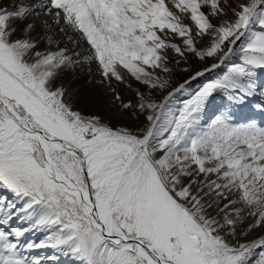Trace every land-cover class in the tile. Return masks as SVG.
<instances>
[{"label": "snow or ice", "instance_id": "1", "mask_svg": "<svg viewBox=\"0 0 264 264\" xmlns=\"http://www.w3.org/2000/svg\"><path fill=\"white\" fill-rule=\"evenodd\" d=\"M262 76L264 0H0V264H264Z\"/></svg>", "mask_w": 264, "mask_h": 264}, {"label": "bare ground", "instance_id": "2", "mask_svg": "<svg viewBox=\"0 0 264 264\" xmlns=\"http://www.w3.org/2000/svg\"><path fill=\"white\" fill-rule=\"evenodd\" d=\"M261 82H264V76H262V78H261Z\"/></svg>", "mask_w": 264, "mask_h": 264}, {"label": "rangeland", "instance_id": "3", "mask_svg": "<svg viewBox=\"0 0 264 264\" xmlns=\"http://www.w3.org/2000/svg\"><path fill=\"white\" fill-rule=\"evenodd\" d=\"M262 78V77H261ZM217 103H219V101H217ZM62 264H64V262L62 261Z\"/></svg>", "mask_w": 264, "mask_h": 264}]
</instances>
